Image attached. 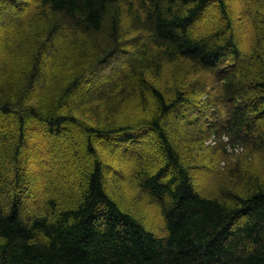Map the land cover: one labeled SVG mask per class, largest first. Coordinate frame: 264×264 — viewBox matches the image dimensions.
Returning <instances> with one entry per match:
<instances>
[{"label":"trees","instance_id":"16d2710c","mask_svg":"<svg viewBox=\"0 0 264 264\" xmlns=\"http://www.w3.org/2000/svg\"><path fill=\"white\" fill-rule=\"evenodd\" d=\"M255 1L0 0V264H264Z\"/></svg>","mask_w":264,"mask_h":264},{"label":"rangeland","instance_id":"374dc122","mask_svg":"<svg viewBox=\"0 0 264 264\" xmlns=\"http://www.w3.org/2000/svg\"><path fill=\"white\" fill-rule=\"evenodd\" d=\"M228 5H230V9L228 14V16H230L233 21L235 22V25L237 27H239V30L237 29L236 32V36L241 44V46L243 47V49L246 51L249 49V46L251 44L252 38L254 36L250 34V30H252L254 32V28L253 25L255 24L253 22V20L247 19L246 17L249 16L248 10L251 9V7L253 8L256 5V1L255 0H227ZM31 4V5H30ZM34 7V3L29 2L28 6H26L24 8V12L23 15L25 16H29L31 14V11ZM207 15L208 18L205 19L203 22L208 25V23H210L209 19L212 18H217L220 21L224 22V18L221 15V13L218 11L216 5L214 2H211L208 6V10H207ZM242 15V16H239ZM217 16V17H216ZM6 41V35L4 33L1 32L0 30V47L4 45V42ZM6 56V54L4 55ZM0 57L3 58L2 54H0ZM8 57V55L6 56ZM130 106H134L132 103L128 102L123 106L122 111L120 112V116L122 120H125L126 118L129 117H137L139 115H141L139 112H136L134 114H131V116H129L128 111L130 110ZM264 124V119L262 121V125ZM81 134V129L78 127H72L71 128V135L66 134L62 139L58 140V147H65V149L69 150L70 149V154H71V159H73L74 161H77L80 163V165H85L87 164V159L85 158V149L84 144L82 143H78L77 145L74 144V140H75V136H79ZM36 138L39 139L40 141V147H47L48 141L46 140V138H41V132L39 129H36ZM73 135V137H72ZM226 139V138H225ZM50 143V142H49ZM214 143V141H210V144ZM209 144V141H208ZM73 147H77V152L73 151L71 152V149ZM128 160H124V164L127 163ZM232 163V162H231ZM225 166V165H224ZM231 167V166H230ZM123 168V167H122ZM213 166L208 167L209 171L214 172ZM220 168V167H219ZM194 179L195 182L200 183V182H205L206 181V175H202V174H198V173H194ZM151 214H153L154 216H157V212H155V210L151 211Z\"/></svg>","mask_w":264,"mask_h":264}]
</instances>
